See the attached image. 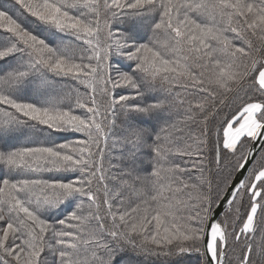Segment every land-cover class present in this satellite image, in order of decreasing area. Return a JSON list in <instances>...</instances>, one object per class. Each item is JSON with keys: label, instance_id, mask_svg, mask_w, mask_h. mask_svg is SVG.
Returning <instances> with one entry per match:
<instances>
[{"label": "snow or ice", "instance_id": "1", "mask_svg": "<svg viewBox=\"0 0 264 264\" xmlns=\"http://www.w3.org/2000/svg\"><path fill=\"white\" fill-rule=\"evenodd\" d=\"M262 140L264 0H0V264H264Z\"/></svg>", "mask_w": 264, "mask_h": 264}, {"label": "trees", "instance_id": "2", "mask_svg": "<svg viewBox=\"0 0 264 264\" xmlns=\"http://www.w3.org/2000/svg\"><path fill=\"white\" fill-rule=\"evenodd\" d=\"M194 259H195V257H192V258H191V260H194Z\"/></svg>", "mask_w": 264, "mask_h": 264}, {"label": "water", "instance_id": "3", "mask_svg": "<svg viewBox=\"0 0 264 264\" xmlns=\"http://www.w3.org/2000/svg\"><path fill=\"white\" fill-rule=\"evenodd\" d=\"M261 143H264V140H262Z\"/></svg>", "mask_w": 264, "mask_h": 264}]
</instances>
